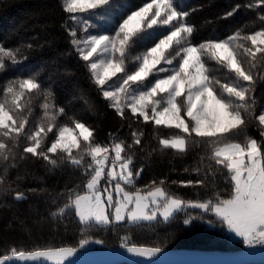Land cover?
I'll list each match as a JSON object with an SVG mask.
<instances>
[{"label":"snow or ice","instance_id":"6c2138e0","mask_svg":"<svg viewBox=\"0 0 264 264\" xmlns=\"http://www.w3.org/2000/svg\"><path fill=\"white\" fill-rule=\"evenodd\" d=\"M59 2L68 14L63 27L72 52L107 106L130 121L131 139L109 132L107 141L99 142L95 127L60 106L52 86L38 74L16 76L0 86V161L5 163L0 185L6 184L8 169L17 167V157L45 161L52 169L63 164L83 178L75 187L66 185L57 194L64 197L63 205L49 210L53 218L63 219L69 211L76 217L82 237L78 246H9L0 253V264H73L72 258L93 242L84 236L93 228L167 223L189 208L201 214L189 215L186 225L210 213L249 247L264 245V109L257 114L255 96L256 84L264 80V0L237 4L221 17H232L241 7L260 9L257 30L246 32L245 25L226 38L200 42L193 41L197 29L188 21L196 9L178 0ZM92 17L109 26L99 27ZM26 47L33 49L32 44ZM26 59L20 48L0 43V72ZM79 99L88 104L84 96ZM34 100H40L38 116ZM133 124L176 130L169 136L155 134L158 147L142 159L166 150L182 155L202 145L206 151L194 169L202 178L172 183L214 189L219 174L230 186L227 195L214 190L206 199L184 200L167 190L166 179L137 187L145 169L135 157L137 150H145V132ZM249 126L257 128L260 139L247 133ZM12 192L16 201L26 199L23 192ZM121 247L148 259L163 251L129 245L127 237Z\"/></svg>","mask_w":264,"mask_h":264},{"label":"trees","instance_id":"16d2710c","mask_svg":"<svg viewBox=\"0 0 264 264\" xmlns=\"http://www.w3.org/2000/svg\"><path fill=\"white\" fill-rule=\"evenodd\" d=\"M123 3L125 0H119ZM139 4L141 0H129ZM249 0H189L184 4L186 9H196L191 12L188 21L197 31L193 35L194 42L218 37L226 38L237 28L244 27L246 32L257 30L261 25L257 19V10L241 7L232 17L223 19V15L235 5H244ZM68 14L64 13L59 0H0V43L6 48H20L27 55L26 60L10 66L7 71L0 72V86L8 79L16 76L38 74L39 78L52 86L56 102L66 107L71 113L78 114L96 129L99 142H106L108 133H113L117 139L130 141V121L121 120L113 109L107 106V101L98 93L90 81L84 63L72 52L70 38L63 25ZM211 21V23H208ZM70 23V22H69ZM105 20L103 27H108ZM32 44L28 50L26 45ZM71 53V54H69ZM7 63V61H6ZM212 67H218L209 62ZM84 96L88 104L79 97ZM257 114L264 109V80L256 84ZM40 100L33 101L34 115L41 112L38 107ZM89 105L92 110H89ZM63 119V118H62ZM145 132V150H137L135 163L143 166L144 172L137 180L136 186L145 188L153 180L166 179L165 187L175 196L184 200L206 199L212 191L218 190L221 195H227L229 184L217 174L215 188L189 186L184 187L172 181H197L201 175L194 169L198 166L200 156L205 154V148L197 145L186 154H176L173 150L164 153L148 152L158 147L153 139L155 134L169 136L174 129L151 125H136ZM247 133L260 139L259 131L249 126ZM243 140V137H238ZM19 151V150H18ZM17 167L9 168L5 176L6 184L0 185V253L9 246H23L30 250L33 246H78L81 237L76 217L69 211L65 218H53L49 210H56L65 202L64 197L57 194L68 187H75L83 179L78 171L61 164L52 169L45 161L29 157L19 160ZM207 163V161H205ZM5 163L0 161V175H3ZM202 167V166H201ZM188 169V171H185ZM17 176L22 179L17 180ZM211 179V177L209 178ZM8 183L11 188H8ZM12 189L23 192L25 200L16 201ZM35 189L36 191H31ZM53 200L56 203H53ZM201 214L198 209H186L175 214V218L167 223L142 222L133 225L125 222L107 228H93L84 236L90 241L101 240L102 245L80 251H97L121 247L124 237L129 245L156 247L162 249H189L202 251H237L247 247L240 240H231L226 235L224 226L216 222L212 214H203L204 219L193 220L184 224L189 215ZM162 220V219H158ZM213 221V227L207 223ZM92 242V243H93Z\"/></svg>","mask_w":264,"mask_h":264},{"label":"water","instance_id":"95a60500","mask_svg":"<svg viewBox=\"0 0 264 264\" xmlns=\"http://www.w3.org/2000/svg\"><path fill=\"white\" fill-rule=\"evenodd\" d=\"M73 264H264V247H245L237 251L163 249L157 257H136L125 248L79 251Z\"/></svg>","mask_w":264,"mask_h":264},{"label":"rangeland","instance_id":"374dc122","mask_svg":"<svg viewBox=\"0 0 264 264\" xmlns=\"http://www.w3.org/2000/svg\"><path fill=\"white\" fill-rule=\"evenodd\" d=\"M189 0H178V3H180L181 5H183L184 6V4L186 3V2H188ZM91 20H92V22L93 23H95V24H97L99 27H101L102 26V24H104V22H105V20H103V19H100V18H97V17H92L91 18ZM159 219V218H158ZM160 219H162V218H160ZM210 227H213V223H207ZM224 230H225V233H226V235H228L229 237H230V239L231 240H240V241H242L239 237H236L235 236V234L234 233H230V232H228V230H227V228L226 227H224ZM242 243H243V241H242ZM244 244V243H243ZM102 244L100 243V244H96V243H90L88 246H86V247H88V248H94V247H96V246H101ZM244 245H246V244H244ZM247 247H248V245H246ZM257 246H263L264 247V245H257Z\"/></svg>","mask_w":264,"mask_h":264},{"label":"crops","instance_id":"0c3cea01","mask_svg":"<svg viewBox=\"0 0 264 264\" xmlns=\"http://www.w3.org/2000/svg\"><path fill=\"white\" fill-rule=\"evenodd\" d=\"M261 247H263V246H261Z\"/></svg>","mask_w":264,"mask_h":264}]
</instances>
